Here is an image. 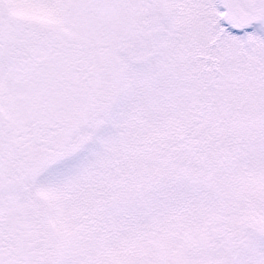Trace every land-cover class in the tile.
Returning <instances> with one entry per match:
<instances>
[{
    "label": "snow or ice",
    "instance_id": "1",
    "mask_svg": "<svg viewBox=\"0 0 264 264\" xmlns=\"http://www.w3.org/2000/svg\"><path fill=\"white\" fill-rule=\"evenodd\" d=\"M0 264H264V0H0Z\"/></svg>",
    "mask_w": 264,
    "mask_h": 264
}]
</instances>
